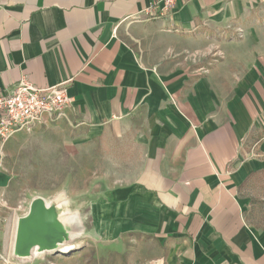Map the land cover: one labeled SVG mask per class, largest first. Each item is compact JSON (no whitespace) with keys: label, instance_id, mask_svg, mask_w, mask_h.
<instances>
[{"label":"crops","instance_id":"0c3cea01","mask_svg":"<svg viewBox=\"0 0 264 264\" xmlns=\"http://www.w3.org/2000/svg\"><path fill=\"white\" fill-rule=\"evenodd\" d=\"M157 1L0 0V94L64 83L68 119L36 130L142 151L137 178L101 194L137 234L111 242L117 264H264L240 197L264 172V0H180L152 20ZM10 185L0 170V196Z\"/></svg>","mask_w":264,"mask_h":264},{"label":"rangeland","instance_id":"374dc122","mask_svg":"<svg viewBox=\"0 0 264 264\" xmlns=\"http://www.w3.org/2000/svg\"><path fill=\"white\" fill-rule=\"evenodd\" d=\"M214 55L212 65L222 56ZM208 67L201 68L197 76L205 77ZM37 130L17 133L0 156V170L11 179L10 187L0 196V264H117L120 259L105 256L112 252L111 242L131 240L137 234L113 226L102 212L101 194L137 178L142 151L138 146L116 142L115 133L80 146L63 142L55 133ZM241 187L246 221L264 231V173ZM39 198L54 210L70 236L63 246L73 245L72 252L62 254L63 246H59L46 252L35 248L26 258L15 255L18 219L26 216Z\"/></svg>","mask_w":264,"mask_h":264},{"label":"built area","instance_id":"2783aa9c","mask_svg":"<svg viewBox=\"0 0 264 264\" xmlns=\"http://www.w3.org/2000/svg\"><path fill=\"white\" fill-rule=\"evenodd\" d=\"M179 1L153 2L146 13L152 20L169 19L177 10ZM233 33L241 39L244 31L238 28ZM72 102L64 83L41 89L20 82L7 94H0V152L17 133L31 132L37 127L68 119L67 111L72 107Z\"/></svg>","mask_w":264,"mask_h":264},{"label":"water","instance_id":"95a60500","mask_svg":"<svg viewBox=\"0 0 264 264\" xmlns=\"http://www.w3.org/2000/svg\"><path fill=\"white\" fill-rule=\"evenodd\" d=\"M30 212L18 219L13 251L18 257H30L35 248L40 252L63 246L70 236L57 221L55 212L41 198L30 206ZM58 245L56 248H53Z\"/></svg>","mask_w":264,"mask_h":264},{"label":"bare ground","instance_id":"6f19581e","mask_svg":"<svg viewBox=\"0 0 264 264\" xmlns=\"http://www.w3.org/2000/svg\"><path fill=\"white\" fill-rule=\"evenodd\" d=\"M58 245H55L53 248H56ZM61 249V253L62 254H67L72 252V250L74 249L73 245H65L63 247L60 248Z\"/></svg>","mask_w":264,"mask_h":264},{"label":"trees","instance_id":"16d2710c","mask_svg":"<svg viewBox=\"0 0 264 264\" xmlns=\"http://www.w3.org/2000/svg\"><path fill=\"white\" fill-rule=\"evenodd\" d=\"M264 173V172H263ZM256 175H258L257 173H254L252 176H251V178H253V176H256Z\"/></svg>","mask_w":264,"mask_h":264}]
</instances>
